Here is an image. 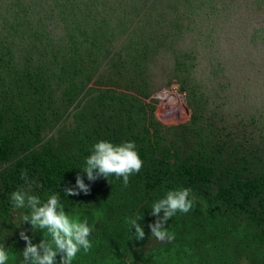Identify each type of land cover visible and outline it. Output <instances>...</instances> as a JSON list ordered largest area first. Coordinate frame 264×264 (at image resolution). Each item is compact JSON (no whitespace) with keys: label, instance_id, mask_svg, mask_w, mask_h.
Here are the masks:
<instances>
[{"label":"trees","instance_id":"obj_1","mask_svg":"<svg viewBox=\"0 0 264 264\" xmlns=\"http://www.w3.org/2000/svg\"><path fill=\"white\" fill-rule=\"evenodd\" d=\"M124 2L128 9L130 0H0V246L9 253L7 264H23L21 232L34 244L43 238L24 223L28 210L11 203V193L21 188L42 201L60 193L64 211L87 220L92 247L86 253L81 249L73 264H264V152L260 141L254 147L229 134L226 102L210 98L196 82L198 55L192 50L183 55L195 64L182 81L192 110L184 124L163 125L151 104L93 81L103 64L115 76L129 64L133 78L146 80L149 31L128 34L133 45L122 47L124 54H111L116 37L128 28ZM204 2L189 12L177 8L171 27L176 34L194 25L202 44L211 42L214 31L196 28L209 14ZM169 4L176 8L175 0ZM155 11L142 28L148 29ZM220 14L212 11L213 22ZM255 31L263 35L264 23ZM215 70L212 78L219 83ZM73 112L75 124L67 126L63 118ZM101 140L135 143L143 165L127 186L114 175L111 183L104 177L89 181L81 171ZM24 170L27 182L21 179ZM78 175L89 193L65 197L64 189L75 188ZM183 188L191 190L192 208L168 221L173 239L159 241L149 228L156 220L151 206L169 190ZM137 216H143L138 221L143 239H136L135 228L126 223Z\"/></svg>","mask_w":264,"mask_h":264},{"label":"rangeland","instance_id":"obj_2","mask_svg":"<svg viewBox=\"0 0 264 264\" xmlns=\"http://www.w3.org/2000/svg\"><path fill=\"white\" fill-rule=\"evenodd\" d=\"M130 1L137 4L134 0ZM138 1L135 7L130 3L128 9L125 2L122 4V14H125L128 28L122 37H116L117 46L111 50V54L124 52L121 48L129 42L133 45L134 42L127 40L128 34L132 35L134 31L138 35L143 29L149 31L147 45L151 48V57L148 58L150 65L145 74L146 80L133 78L127 70L129 64L122 71H125L122 76H115L112 71L110 75L108 66L105 68L103 64L93 81L97 79L98 84L102 81L105 88L121 87L123 91L133 93L151 104L155 117L163 125L184 124L189 120L192 110L182 81L185 80L184 71L192 67L194 62L185 60L183 55L187 50H192L198 55L194 72L197 84L209 93L210 98L215 95L226 102L225 118L229 134L245 139L254 147L260 141L258 148L264 152V126L259 124L264 122V41L260 42L264 34H255V30L264 23V0H205L209 14L204 15L206 20L198 23L196 28L203 34L214 31L211 42L206 44H202V33L193 30L194 25H185L187 28L182 34H176L171 28L177 16L174 13L180 5L181 8L184 6L183 11L189 12L196 2L202 0H191L189 3L175 0L176 8L169 4L171 0ZM133 9L136 12L132 16ZM153 9L156 11L151 21H148V29L142 28ZM213 10L221 12L222 16L216 18V23L211 18ZM235 12L238 14L234 17L231 14ZM207 18H211V21ZM180 19V22L183 21L182 15ZM114 24L109 23L110 26ZM253 38H256V43L249 44L248 41ZM216 68L221 74L219 83L212 78ZM74 114H65L63 120L67 126H74ZM53 134L51 131L49 136Z\"/></svg>","mask_w":264,"mask_h":264},{"label":"clouds","instance_id":"obj_3","mask_svg":"<svg viewBox=\"0 0 264 264\" xmlns=\"http://www.w3.org/2000/svg\"><path fill=\"white\" fill-rule=\"evenodd\" d=\"M135 149L134 142L114 145L101 140L93 145L81 171L86 173L89 181H95L99 177L109 180V176L114 175L117 178L122 177L124 186H127L129 177L133 173H139L143 165ZM21 179L27 182L26 170L22 171ZM109 182L111 183L110 180ZM89 191V185L78 175L75 188H65L64 196H75L80 192L88 194ZM190 194L189 188L169 190L164 198L152 204L151 215L156 217L155 222L149 225L152 237L159 241L173 239L167 230L168 221L178 212L190 211ZM10 200L14 208L28 210V214L23 216L24 223L30 222L33 231L40 230L43 236L40 243L34 244L27 234L20 233L21 239L26 242L22 251L23 264H57L58 255L59 264H73L81 249L85 253L91 249V227L87 220H78L64 211L60 193L51 194L42 201L38 195L21 188L11 193ZM141 219L143 216L126 219L131 229L135 228L136 239H143L145 236L144 229L138 222ZM8 260L9 253L0 246V264H7Z\"/></svg>","mask_w":264,"mask_h":264}]
</instances>
